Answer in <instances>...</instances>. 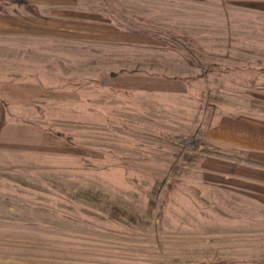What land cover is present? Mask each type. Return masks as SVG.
<instances>
[{"label":"rangeland","instance_id":"1","mask_svg":"<svg viewBox=\"0 0 264 264\" xmlns=\"http://www.w3.org/2000/svg\"><path fill=\"white\" fill-rule=\"evenodd\" d=\"M19 81L0 264H264V0H0Z\"/></svg>","mask_w":264,"mask_h":264},{"label":"crops","instance_id":"2","mask_svg":"<svg viewBox=\"0 0 264 264\" xmlns=\"http://www.w3.org/2000/svg\"><path fill=\"white\" fill-rule=\"evenodd\" d=\"M38 97L37 85L30 82L0 84V148L10 150V132L23 128V124L15 122L10 116V107L31 105Z\"/></svg>","mask_w":264,"mask_h":264},{"label":"trees","instance_id":"3","mask_svg":"<svg viewBox=\"0 0 264 264\" xmlns=\"http://www.w3.org/2000/svg\"><path fill=\"white\" fill-rule=\"evenodd\" d=\"M28 7L31 8L30 10H34L36 13H38L36 6L28 4Z\"/></svg>","mask_w":264,"mask_h":264}]
</instances>
